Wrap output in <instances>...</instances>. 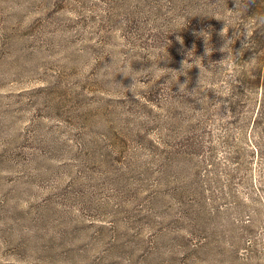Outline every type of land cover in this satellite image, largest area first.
Masks as SVG:
<instances>
[{
  "label": "rangeland",
  "instance_id": "1",
  "mask_svg": "<svg viewBox=\"0 0 264 264\" xmlns=\"http://www.w3.org/2000/svg\"><path fill=\"white\" fill-rule=\"evenodd\" d=\"M261 75L264 0H0V264H264Z\"/></svg>",
  "mask_w": 264,
  "mask_h": 264
},
{
  "label": "trees",
  "instance_id": "2",
  "mask_svg": "<svg viewBox=\"0 0 264 264\" xmlns=\"http://www.w3.org/2000/svg\"><path fill=\"white\" fill-rule=\"evenodd\" d=\"M262 76L263 75L259 76V78L254 81V83L256 82V84L253 88H251L252 92H254L255 90H262V99L260 100L259 107L255 112L252 126L256 129V131L260 132L261 139L264 141V77L262 78ZM232 93L233 94H231V98L229 100V108L234 111L235 103L233 100V96L236 94L235 91H233Z\"/></svg>",
  "mask_w": 264,
  "mask_h": 264
},
{
  "label": "clouds",
  "instance_id": "3",
  "mask_svg": "<svg viewBox=\"0 0 264 264\" xmlns=\"http://www.w3.org/2000/svg\"><path fill=\"white\" fill-rule=\"evenodd\" d=\"M220 67H224V64H223V62H220Z\"/></svg>",
  "mask_w": 264,
  "mask_h": 264
}]
</instances>
